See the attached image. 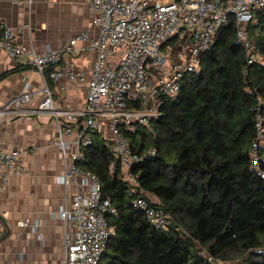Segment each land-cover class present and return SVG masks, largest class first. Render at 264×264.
<instances>
[{"label":"trees","instance_id":"1","mask_svg":"<svg viewBox=\"0 0 264 264\" xmlns=\"http://www.w3.org/2000/svg\"><path fill=\"white\" fill-rule=\"evenodd\" d=\"M246 34L252 63L230 18L157 117L121 130L134 153L154 152L130 167L134 182L125 180L111 140L92 134L80 167L98 178L115 210L98 264H264V178L250 162L256 114L264 121V9ZM258 156L264 175V148ZM138 197L169 226H151L133 207Z\"/></svg>","mask_w":264,"mask_h":264},{"label":"built area","instance_id":"2","mask_svg":"<svg viewBox=\"0 0 264 264\" xmlns=\"http://www.w3.org/2000/svg\"><path fill=\"white\" fill-rule=\"evenodd\" d=\"M10 1L16 5L24 2ZM87 5L94 14L96 37L81 31L44 54L16 43L15 31L0 22V50L14 61L27 57L26 64L43 82L42 99L34 108H23L30 101V93L25 91L7 101L0 109V117L22 113L49 115L55 123L53 145L63 167L56 181L75 188L68 205L58 210V218L72 222L74 227V233L64 237L63 264H98L112 234L106 216L115 210L109 198L102 197L98 178L80 167L83 149L92 144V134L102 133L111 140V150L125 180L134 182L130 167L154 152L134 153L121 130L135 132L157 117L163 99L175 96L182 77L198 70L202 54L230 18L235 23L236 40L249 53L247 63H252L253 47L247 40L246 26L255 11L264 9V0H87ZM83 43L86 45L80 47ZM83 50L94 53L83 106L57 109L47 81L60 78L84 81L76 64L63 60L66 55ZM255 117L250 162L257 175L264 178L257 169L258 150L264 148V121L259 113ZM20 152L5 151L0 145L3 185L8 177L25 172L16 161ZM133 207L142 211L146 221L156 229L170 224L165 215L142 197L133 201Z\"/></svg>","mask_w":264,"mask_h":264},{"label":"crops","instance_id":"3","mask_svg":"<svg viewBox=\"0 0 264 264\" xmlns=\"http://www.w3.org/2000/svg\"><path fill=\"white\" fill-rule=\"evenodd\" d=\"M93 17L87 0H24L20 5L0 0V22L15 31L16 43L37 54L54 51L81 31L96 37ZM27 59L14 61L0 50V109L25 91L30 93L25 110L34 108L42 99V79L26 64ZM93 59L94 53L89 50L63 58L76 64L84 81L48 80L55 108L83 106ZM113 61L112 57V64ZM54 137L55 123L47 114L0 117V145L5 151L21 150L16 161L25 169L21 175L8 177L6 185L0 179V264L64 262V237L74 233V227L72 222L58 218V210L68 205L75 188L56 181L63 167L53 145Z\"/></svg>","mask_w":264,"mask_h":264}]
</instances>
